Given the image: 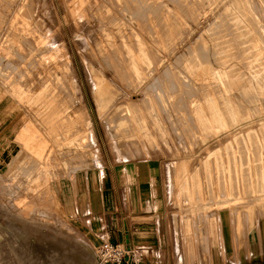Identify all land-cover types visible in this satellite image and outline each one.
<instances>
[{
	"label": "rangeland",
	"instance_id": "1",
	"mask_svg": "<svg viewBox=\"0 0 264 264\" xmlns=\"http://www.w3.org/2000/svg\"><path fill=\"white\" fill-rule=\"evenodd\" d=\"M0 124V264H102L138 161L177 264H264V0H0Z\"/></svg>",
	"mask_w": 264,
	"mask_h": 264
},
{
	"label": "crops",
	"instance_id": "2",
	"mask_svg": "<svg viewBox=\"0 0 264 264\" xmlns=\"http://www.w3.org/2000/svg\"><path fill=\"white\" fill-rule=\"evenodd\" d=\"M128 166L104 179L102 189L90 191L89 220L105 238L102 243H125L140 256V264H177L172 241L161 234L165 211L159 202V165L138 161ZM87 188L85 180L80 189Z\"/></svg>",
	"mask_w": 264,
	"mask_h": 264
},
{
	"label": "built area",
	"instance_id": "3",
	"mask_svg": "<svg viewBox=\"0 0 264 264\" xmlns=\"http://www.w3.org/2000/svg\"><path fill=\"white\" fill-rule=\"evenodd\" d=\"M102 264H139L127 246L103 242L99 252Z\"/></svg>",
	"mask_w": 264,
	"mask_h": 264
},
{
	"label": "bare ground",
	"instance_id": "4",
	"mask_svg": "<svg viewBox=\"0 0 264 264\" xmlns=\"http://www.w3.org/2000/svg\"><path fill=\"white\" fill-rule=\"evenodd\" d=\"M197 3V2H196ZM142 5V4H141ZM237 6V5H236ZM86 15V14H85ZM144 20V19H143ZM141 22V21H140ZM231 26V25H230ZM155 28V27H154ZM143 32V31H142ZM124 33V32H123ZM153 34H154V32H153ZM238 34V33H237ZM127 38V37H126ZM155 38V37H154ZM202 41V40H201ZM204 41V40H203ZM119 51V50H118ZM210 55V54H209ZM208 55V56H209ZM155 56V55H154ZM159 58V57H158ZM200 58H202V57H200ZM32 59V58H31ZM210 59H211V56H210ZM204 62V61H203ZM29 63V62H28ZM182 63V62H181ZM206 64V63H205ZM177 66V65H176ZM204 66V65H203ZM24 67V66H23ZM5 68V67H4ZM212 68V67H211ZM129 70V69H128ZM185 73V72H184ZM189 73V72H188ZM168 74V73H167ZM169 75V74H168ZM166 76V75H165ZM178 78V77H177ZM11 80V79H10ZM173 83V82H172ZM182 84V83H181ZM207 85V84H206ZM185 87V86H184ZM173 89V88H172ZM178 91V90H177ZM190 94H192V93H190ZM196 96V95H195ZM5 97V96H4ZM13 122V121H12ZM1 125V124H0ZM12 126V125H11ZM13 132V131H12Z\"/></svg>",
	"mask_w": 264,
	"mask_h": 264
}]
</instances>
